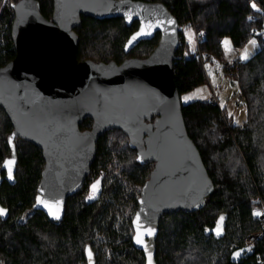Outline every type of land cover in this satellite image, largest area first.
<instances>
[{
	"label": "trees",
	"instance_id": "1",
	"mask_svg": "<svg viewBox=\"0 0 264 264\" xmlns=\"http://www.w3.org/2000/svg\"><path fill=\"white\" fill-rule=\"evenodd\" d=\"M34 1L40 14L50 20L52 0ZM134 1L163 4L179 28L189 24L203 34L198 44L200 55L220 61L224 60L222 39L228 38L234 49H240L264 24V0ZM17 2L0 0V68L15 57L11 25ZM136 27L137 23L126 27L122 19L82 17L81 26L75 30L78 61L121 64L128 58L148 57L158 44V36L129 54L123 51ZM179 36L173 79L181 99L204 85L207 77L200 59L186 52L183 36ZM259 42L260 48L239 64L234 76L246 111L241 125H235L224 109L210 100L181 102L187 134L199 151L214 189L201 210L161 217L156 264H255L253 256L241 255L235 263L231 256L244 249L245 238L257 230L251 200L264 193V44ZM91 125L92 121L86 119L79 129L88 131ZM12 131L0 108L2 178L9 168L1 170L11 157L8 140ZM12 145L17 157L14 184L3 179L0 185V206L8 211L5 220L0 217V264H86V247L93 252L96 264H144L143 253L132 245L131 220L153 164L137 163L136 151L129 148L128 138L121 131L112 130L99 138L90 174L81 190L65 201L60 222L48 220L34 208L44 168L42 152L18 138ZM100 176L101 192L94 201L87 202L89 184Z\"/></svg>",
	"mask_w": 264,
	"mask_h": 264
},
{
	"label": "water",
	"instance_id": "2",
	"mask_svg": "<svg viewBox=\"0 0 264 264\" xmlns=\"http://www.w3.org/2000/svg\"><path fill=\"white\" fill-rule=\"evenodd\" d=\"M53 13L45 19L34 0H18L13 5L11 38L15 49L12 61L0 68V108L12 126V142L18 138L42 152L44 168L37 187L38 196L56 202L59 219L42 205H34L52 222L64 217L65 201L79 192L96 157V144L112 130L128 138L136 151L137 163L153 164L142 185L137 208L131 220L132 245L141 251L148 264L145 247L135 242L137 214L141 228L152 227L153 235H143L144 244L156 264V238L163 215L201 210L214 186L198 149L189 138L181 112V99L173 79V61L180 45L179 25L161 3L134 0H52ZM82 17L98 21L122 19L126 27L138 23L124 44L129 54L141 42L159 41L144 58H128L121 64L78 61V36L75 30ZM157 19L159 27L149 34L129 40L141 24ZM171 19L175 23L168 24ZM89 119L91 129L80 131ZM4 162L16 166V151ZM9 168L3 179L9 178ZM0 208H2L0 206ZM6 210V209H5ZM6 214L0 216L3 220ZM90 249V247H87ZM91 250V249H90ZM92 252V251H91ZM239 252L233 263L244 255ZM93 264H96L92 252ZM86 264L88 257L86 254Z\"/></svg>",
	"mask_w": 264,
	"mask_h": 264
},
{
	"label": "rangeland",
	"instance_id": "3",
	"mask_svg": "<svg viewBox=\"0 0 264 264\" xmlns=\"http://www.w3.org/2000/svg\"><path fill=\"white\" fill-rule=\"evenodd\" d=\"M183 28V41L185 42L187 53L194 54L199 52L198 46L195 43V34H198L193 26L189 24H184L181 26ZM180 27V28H181ZM203 40V34H199ZM250 41H255V44H251ZM250 41L245 43L240 49H234L231 46L230 40L228 38L222 39V48L224 52V60L220 61L218 59H211L206 55H202L201 65L203 71L206 73L207 82L196 88L195 90L182 95L181 102L183 104L189 103L195 100L207 101L210 99L217 98L219 106L221 109H224L225 115L235 124L241 125L246 118V111L236 95H239V90L234 78H230L229 74L223 71V66L227 62H233L235 67H239L237 62H244L248 60L259 48L260 42L256 38H252ZM247 51L248 58L245 60L241 59V54ZM185 97H190L187 101ZM214 100V99H213ZM223 104V107L221 106ZM229 113L232 115L229 116ZM100 180V185L98 191H93L90 188V185L93 184L96 180ZM98 179L92 181L89 184V191L86 196L87 201L95 200L102 188V176ZM94 197V198H89ZM220 231V228L218 229Z\"/></svg>",
	"mask_w": 264,
	"mask_h": 264
},
{
	"label": "built area",
	"instance_id": "4",
	"mask_svg": "<svg viewBox=\"0 0 264 264\" xmlns=\"http://www.w3.org/2000/svg\"><path fill=\"white\" fill-rule=\"evenodd\" d=\"M179 33L183 34V28H179ZM195 43L198 44L201 42L202 37L199 34H195ZM183 36V35H182ZM253 38L261 40L264 44V24L261 30H257L253 32ZM196 57H198L201 61L202 56L197 51L194 53ZM240 64L241 62H237ZM223 71L229 74L230 78H234V76L238 73L239 67H235L233 62H227L223 66ZM240 101H242L241 95H236ZM210 99L212 104L217 105L219 108V103L217 98L212 97ZM252 205V217L257 222L258 228L254 232L250 233L245 238L244 254L251 253L250 256H253L255 264H264V193L257 194L254 199L251 200ZM255 213H259V215H254Z\"/></svg>",
	"mask_w": 264,
	"mask_h": 264
},
{
	"label": "snow or ice",
	"instance_id": "5",
	"mask_svg": "<svg viewBox=\"0 0 264 264\" xmlns=\"http://www.w3.org/2000/svg\"><path fill=\"white\" fill-rule=\"evenodd\" d=\"M252 7L255 8L256 5L252 4ZM164 23H165V21L160 20V19H157L155 22L149 21L147 24L142 23L141 27H140V30L132 37L131 40H129V43H131L132 40H135L138 36L149 34L148 32H146V29L159 27V26H161ZM167 23L168 24H174L175 22L173 20L169 19L167 21ZM250 43L254 45L255 41H250ZM247 58H248V53H247V51H245L244 53L241 54V59L245 60ZM184 99L187 101L188 99H190V97H185ZM221 106L223 107V104ZM231 115L232 114L229 113V116H231ZM8 143H9V145L12 144V138L11 137H9ZM8 163H12V162L9 161ZM9 178L10 179L12 178V174H11V169L10 168H9ZM99 185H100V180L98 179L95 182H93L92 185H90V188L93 191H98L99 190V187H98ZM89 198L91 199V198H94V197H89ZM36 202H37V204H42L48 210V213H49L50 216H52L55 219H59L60 218L59 209L56 207V202H49L48 200H43V199H41L40 196L36 197ZM5 214H6V210L3 209V208H0V216H3ZM254 215H259V213H255L254 212ZM221 219H223V218L221 217ZM139 221H140V217H139V214H137V217H136V220L134 221V224L136 225L138 231H137L136 236L134 237V240H135V242L137 244L143 245L145 247V252H146V255L148 256V264H152L151 254L148 252L147 245L144 244L142 236L145 235V234L148 235V236L153 235L154 232H155V229L152 228V227H146V228H144L143 232H141L139 230L141 228V224H140ZM85 252H86L87 257H88V264H93L91 250L86 247L85 248ZM233 255L234 256H238L239 252H236Z\"/></svg>",
	"mask_w": 264,
	"mask_h": 264
},
{
	"label": "flooded vegetation",
	"instance_id": "6",
	"mask_svg": "<svg viewBox=\"0 0 264 264\" xmlns=\"http://www.w3.org/2000/svg\"><path fill=\"white\" fill-rule=\"evenodd\" d=\"M134 23H137V22H133V24H134ZM137 27H138V23H137ZM137 27H136V29H137ZM136 29H135L134 31H136ZM156 36H158V40H159L160 34H159V33H156V34H155V37H156ZM155 37H154V38H155ZM152 40H153V39H152ZM150 41H151V40H150ZM144 42H147V41H144ZM141 43H143V42H141ZM141 43H140V44H141ZM140 44H139V45H140ZM139 45H138V46H139ZM90 171H91V168H90ZM89 174H90V173H89ZM88 176H89V175H88ZM86 179H87V178H86ZM86 179H85V180H86ZM84 183H85V181H84ZM83 185H84V184H83ZM82 187H83V186H82ZM86 201H87V200H86ZM93 201H94V200H93ZM87 202H89V201H87ZM90 202H92V201H90Z\"/></svg>",
	"mask_w": 264,
	"mask_h": 264
}]
</instances>
